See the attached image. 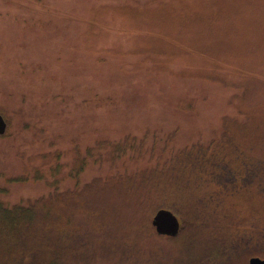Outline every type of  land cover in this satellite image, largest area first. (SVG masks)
Instances as JSON below:
<instances>
[{
    "label": "rangeland",
    "instance_id": "obj_1",
    "mask_svg": "<svg viewBox=\"0 0 264 264\" xmlns=\"http://www.w3.org/2000/svg\"><path fill=\"white\" fill-rule=\"evenodd\" d=\"M0 113V204L95 181L139 195L173 146L235 141L257 171L226 223L264 232V0H0ZM109 191L117 222L137 198ZM240 248L233 264L258 254Z\"/></svg>",
    "mask_w": 264,
    "mask_h": 264
},
{
    "label": "trees",
    "instance_id": "obj_2",
    "mask_svg": "<svg viewBox=\"0 0 264 264\" xmlns=\"http://www.w3.org/2000/svg\"><path fill=\"white\" fill-rule=\"evenodd\" d=\"M241 146L235 141L224 148L214 143L185 149L173 146L166 172L133 176L139 179V195L114 184L108 189L95 187L100 184L95 181L82 191L56 190L42 203L38 199L14 206L0 204V264H233L244 244L254 245L256 257L264 259V232L251 230L253 237H243L245 226L232 223L229 211L230 201L249 197L257 171L242 159ZM255 146L263 150L264 142ZM109 190L115 195L121 190L123 198H137L136 205L117 214V222L109 216L116 215L118 207L109 200L101 203ZM62 204L72 210L62 209ZM160 209L170 210L180 221L179 234L165 236L169 248L149 243L156 238L150 222ZM221 229L227 230V239L217 233Z\"/></svg>",
    "mask_w": 264,
    "mask_h": 264
},
{
    "label": "water",
    "instance_id": "obj_3",
    "mask_svg": "<svg viewBox=\"0 0 264 264\" xmlns=\"http://www.w3.org/2000/svg\"><path fill=\"white\" fill-rule=\"evenodd\" d=\"M7 122L0 113V136L7 131ZM152 225L155 231L160 236L175 237L180 232V221L178 217L167 209H160L152 220ZM249 264H264V259L259 257H252Z\"/></svg>",
    "mask_w": 264,
    "mask_h": 264
}]
</instances>
